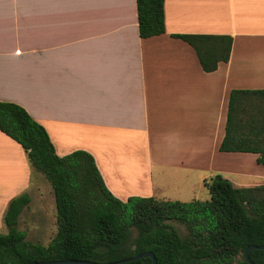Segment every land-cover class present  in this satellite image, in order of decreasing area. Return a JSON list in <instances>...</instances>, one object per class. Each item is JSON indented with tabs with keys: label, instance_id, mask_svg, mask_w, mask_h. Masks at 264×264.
<instances>
[{
	"label": "crops",
	"instance_id": "0c3cea01",
	"mask_svg": "<svg viewBox=\"0 0 264 264\" xmlns=\"http://www.w3.org/2000/svg\"><path fill=\"white\" fill-rule=\"evenodd\" d=\"M164 24L142 39L136 0H0V102L24 108L59 157L91 154L121 201L184 202L205 171H264L256 154L219 151L230 92L264 90V0H164ZM174 34L230 36L229 60L206 73ZM42 181L0 132V221L13 198L41 200Z\"/></svg>",
	"mask_w": 264,
	"mask_h": 264
},
{
	"label": "trees",
	"instance_id": "16d2710c",
	"mask_svg": "<svg viewBox=\"0 0 264 264\" xmlns=\"http://www.w3.org/2000/svg\"><path fill=\"white\" fill-rule=\"evenodd\" d=\"M139 36L165 33L164 0H136ZM195 52L201 69L214 72L229 60L227 35L174 34ZM0 132L25 152L30 166L50 185L56 233L47 246L26 240L17 229L28 194L13 198L0 234V264L50 261L114 263L151 252L157 264H248L244 251L264 246V185L235 187L215 175L204 182L210 199L190 202L130 197L121 201L106 188L91 154L76 150L59 157L45 128L21 106L0 102ZM220 152L256 154L264 166V90L229 94ZM172 223L183 225L182 235ZM264 264V250L248 252ZM125 264H153L144 257Z\"/></svg>",
	"mask_w": 264,
	"mask_h": 264
},
{
	"label": "rangeland",
	"instance_id": "374dc122",
	"mask_svg": "<svg viewBox=\"0 0 264 264\" xmlns=\"http://www.w3.org/2000/svg\"><path fill=\"white\" fill-rule=\"evenodd\" d=\"M30 168L36 174L40 175V177L44 179L42 174L34 170L31 166ZM252 171H253V168H252ZM262 173H264V171ZM262 173L259 172V173L254 174V177H259L256 179H254L252 173H249V174L228 173L226 174V173H216V172L205 171L204 173H202V176H204L206 180H209L211 177L215 175H221L222 177L231 181L232 184L236 187H240V186L249 187L250 185H252V183H255L258 181H261V182L257 183L255 186L264 185V181H262L264 180V174ZM163 174H164L163 177L167 178V177H170L169 174H172V173L167 170ZM40 187L42 188V190L46 189V191L43 190L44 192L43 198L39 200L36 193H34L35 190H33L34 192L31 191V201L29 205L26 208H24L21 214L19 215L17 229L19 231H24L26 233L27 241L32 242V243H39V244H42L43 246H47L56 233L55 202H53L54 201L53 193H52L53 201L51 199V196L47 197L49 189L51 190L50 185L46 181L45 182L42 181L40 183ZM47 187L49 189H47ZM173 191L174 190H172L171 186H169L168 191H164V192L170 193ZM209 199H210V194L204 185H202L201 187H198L194 191H187L186 194L181 198V200H183L184 202H189L192 200L206 201ZM3 217H2V221H0V234L7 233V228H6V225L4 224ZM172 225L182 235L186 234V230L183 225H180L178 223H172Z\"/></svg>",
	"mask_w": 264,
	"mask_h": 264
},
{
	"label": "water",
	"instance_id": "95a60500",
	"mask_svg": "<svg viewBox=\"0 0 264 264\" xmlns=\"http://www.w3.org/2000/svg\"><path fill=\"white\" fill-rule=\"evenodd\" d=\"M250 250H264V246L251 245V246H249V247H247L245 249V251H244L245 261L248 264H253L250 261L249 256H248V252ZM144 257L151 258L152 263L153 264H157L156 258L154 257V255L151 252L141 253V254L136 255V256H134L132 258L124 259V260H121V261H117V262H114V263H108V264H125V263H128L130 261H134V260H137V259H140V258H144ZM29 264H100V263H94V262H89V261L66 260V261H50V262H39V263L34 262V263H29Z\"/></svg>",
	"mask_w": 264,
	"mask_h": 264
}]
</instances>
